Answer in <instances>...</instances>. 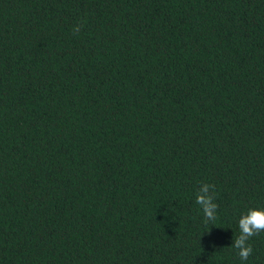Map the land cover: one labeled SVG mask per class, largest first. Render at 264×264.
<instances>
[{"label":"trees","instance_id":"1","mask_svg":"<svg viewBox=\"0 0 264 264\" xmlns=\"http://www.w3.org/2000/svg\"><path fill=\"white\" fill-rule=\"evenodd\" d=\"M255 207L264 0H0V264H264Z\"/></svg>","mask_w":264,"mask_h":264},{"label":"clouds","instance_id":"2","mask_svg":"<svg viewBox=\"0 0 264 264\" xmlns=\"http://www.w3.org/2000/svg\"><path fill=\"white\" fill-rule=\"evenodd\" d=\"M78 31L79 26L74 29V32ZM212 187L206 183L202 184L200 192L196 195V204L202 209L206 222L216 219L218 208V205L214 203V196L210 191ZM238 227L239 236L235 237L232 247L238 250L241 260H247L253 251L251 245L248 243L249 239L260 232H264V207L250 208L240 217Z\"/></svg>","mask_w":264,"mask_h":264}]
</instances>
